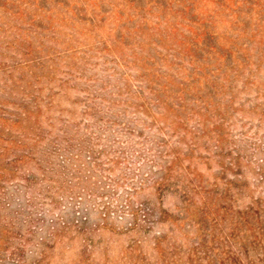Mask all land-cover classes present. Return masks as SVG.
<instances>
[{
	"label": "rangeland",
	"instance_id": "1",
	"mask_svg": "<svg viewBox=\"0 0 264 264\" xmlns=\"http://www.w3.org/2000/svg\"><path fill=\"white\" fill-rule=\"evenodd\" d=\"M0 264H264V0H0Z\"/></svg>",
	"mask_w": 264,
	"mask_h": 264
}]
</instances>
